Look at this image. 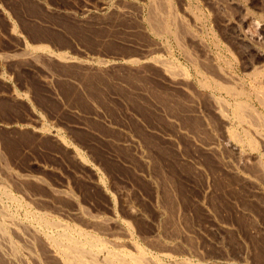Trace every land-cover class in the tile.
Returning a JSON list of instances; mask_svg holds the SVG:
<instances>
[{
  "label": "rangeland",
  "instance_id": "rangeland-1",
  "mask_svg": "<svg viewBox=\"0 0 264 264\" xmlns=\"http://www.w3.org/2000/svg\"><path fill=\"white\" fill-rule=\"evenodd\" d=\"M150 1L152 0H0V53L4 56L6 55L11 57L12 59H18L17 57L23 58V60H17L18 62L13 59L11 60V63L9 60L6 61V63L2 62L0 64V149L4 153L1 154L2 156L0 158L4 160V163L5 161L6 164L8 162L7 165H9V167L12 165V170L13 168L14 170L17 169L15 172H20L21 174L25 173L30 177L38 176V178L41 177V180L43 179L42 181L46 184V187L32 185L28 187L25 186L27 189L24 187L26 190H24L23 193L25 191L26 192L24 194L19 192L21 194H19V197L22 198L24 195V198L29 196L31 198L33 194L36 195L37 192L41 193L40 195H37L46 200L45 208L49 212L51 210L53 214L57 210L58 212L68 209L70 210L72 205L69 202H63L64 200L59 198L53 199L56 197H52L51 200V196H48L50 195L48 194L49 189H53V191L57 192L67 191L75 198L77 197L76 199L79 206L83 207L84 210L87 209L86 211L89 214L94 215L96 212H99L98 215L108 217L110 215V211L114 210L120 220L123 219L122 221L125 220L131 225L134 223V225L136 224L141 226V229L143 230L142 232L144 233H149L154 226L161 229V236L165 235V229L167 226H178L180 229L178 227L177 228L179 230L182 229V232H186L188 230L190 236H195V238H190L191 243L188 240L193 247H191L188 243V247H190L191 252L188 255L186 254V257H191L192 260H199L203 263L208 260V262L216 261L219 263L235 261L234 263L240 264L244 261L243 264H264V197H262V195H264V191H262L264 190V185H262L264 184V176L262 175L263 181L260 180L259 176H261V173L258 169V171L254 169L256 167L252 163L255 162L253 157L255 155L251 151L244 148V151L246 150V154L243 152V159L244 157H247L244 159L245 163L244 161H241L243 163H239V157L235 156L237 155L235 154V151L233 152L231 148L226 147L225 143L227 141L225 137H227L228 133L224 134V129L222 132V126L220 125L222 121L219 120L220 118L218 116L214 117L208 108L210 104H213L207 100L208 97L205 96V94L209 93L208 95H211V91L204 89L198 81L196 82V74H194L195 69L191 67L192 63L195 61L197 69L201 71L202 68L201 72L207 73L203 70H208L207 67L213 65L214 67L216 66L215 68L220 67V70L223 69L224 72H227L228 70L229 75L232 73L234 76H231L237 79L241 78L240 80L243 79L245 82L246 79L243 77L250 73V70L246 69V65L253 63L252 65L257 67L263 66L264 34L262 35L260 33L259 35L257 30L254 28H264V0H170V5L169 0H159L162 7L160 12L161 10L164 11H162L161 17L162 15H165L168 10L172 9L171 12L176 19V23H178L176 24L177 30L174 29L176 32L179 31L178 34H176V37L168 35V33L165 36L158 35L154 34V31H151V28L153 27L152 23H155L154 16L158 13L160 17V12L158 11L154 16L152 15L154 7H152L153 3L150 4ZM86 7L88 9H86ZM168 7L169 9H167ZM81 8H83L85 12L89 11L91 15L83 12L84 10H82L83 15L82 12H80ZM122 9H124V13ZM120 10H122L123 14L120 13ZM127 11L128 13H125ZM191 12L196 19L192 17ZM251 12L252 14H250ZM149 13L151 14L149 15ZM244 14H246L249 18L247 23H249L250 26L243 23L242 19L245 16ZM201 15L203 17H201ZM151 16L154 19L151 18ZM149 19H153V22L151 21L152 25H150ZM250 19L252 20L253 25L251 24ZM180 20L183 22L180 23ZM227 21L228 23L225 24ZM148 23L150 27L152 26L151 28H149ZM9 26L13 29L14 33L10 31L12 29H10ZM174 27L176 28L175 24ZM186 27L189 28L186 29ZM246 31H249V33ZM7 32H10L11 34H8ZM253 32H256L255 35L258 36L253 40L245 39L246 41L248 40L246 42L247 44L241 36H238L240 34L249 36ZM235 34H237V36ZM13 35L15 36L13 37ZM189 35H192L193 38L195 36L194 43L188 39V37H190ZM238 37H240V39ZM176 39L177 41L180 40L178 43L181 44L182 49L188 50H185V53L187 54L186 57L188 58V55L190 54L191 57H189V59L192 58L193 61H190L191 59H186L185 53L183 56L182 53L184 51L180 52L181 49L178 48L180 44L178 46L176 45L178 44ZM203 42L204 45L201 44ZM186 43L190 44L187 45ZM22 45L26 46L25 48L28 51H33V49H35L33 53L37 56L39 55L38 57L36 56L38 59L43 56L42 61L41 59H37L38 65L42 63L41 66H36V62L32 60V63L31 59L26 60L23 55L19 54V52L22 53ZM28 45L30 49H28ZM33 46L35 48H33ZM247 46H251V49ZM244 47H246V49ZM36 48H40L39 51ZM43 48L46 49L41 50ZM226 48H228V51ZM42 51L46 53H42ZM47 52L50 53L49 55L54 54V56L55 54L58 56L62 53L63 56L66 55V57L69 56L70 58H73L75 63H72V65L71 63H68L70 64L69 69L68 64L61 63V61H58L57 58L56 60L55 58L54 60L49 58V60L53 61L55 64L57 61L58 65L65 64L64 66L69 70L62 66L56 67L57 64L53 65L51 61L49 62L48 57L46 56L48 54ZM259 52L262 53V57ZM16 54L19 56L17 55L16 58L13 57L16 56ZM44 57L47 58L44 59ZM233 58H235L236 61H234ZM155 59H157V63H161L162 61L164 63L165 61L164 65L161 63L163 65L161 67L158 65L159 63L157 64L155 62L157 65L154 64ZM24 60L28 62L26 63L25 61L24 63ZM79 60L80 62L82 60L94 67L92 69L88 68L89 70L86 72L87 68L85 69V67L82 66L84 67V70H82V67L78 65L77 61ZM87 60H89L90 63ZM106 60L108 62H106ZM139 60L142 61L139 62ZM44 61H47L53 66L48 65L47 62H45L43 66ZM135 61L136 63L138 61L137 64L135 63V66L139 65V68L134 67ZM97 62H99V64ZM115 62L116 64L121 62V68H124H122L123 71L118 64L117 65L121 72L120 70H115L117 68ZM166 62L167 64L170 63L168 64L169 68L166 67ZM95 63L97 64L95 65ZM100 63H103L102 65H106V70L102 69ZM141 64L142 67H140ZM72 66L76 67V70L73 68L72 70ZM108 66H110L111 69H108ZM130 66H133L135 70H137H133L134 68ZM97 67L101 68L98 69ZM157 68H160V70ZM161 68L162 70L165 68L174 72L171 73L168 71L171 74L178 75V79L181 81L176 79L177 76H175V79L178 81H172V79H174V75H170L167 72L165 73L163 70L164 74L161 71ZM170 68L173 69L170 70ZM101 69L106 71V73L109 72L108 74H110V76L108 77V75H106ZM80 70L82 72L84 71V73L86 72L87 75L80 72ZM93 70H97L98 74L99 72L103 73L101 74L102 76L98 75ZM111 70H113L112 72L114 73L110 72ZM115 71L118 73H116L118 79L113 77L115 76ZM182 71H184V74L189 71L190 77L184 76ZM74 72H77L78 74ZM89 72L91 73V75L89 74L90 77L88 75ZM125 72L128 73V75H126ZM93 73L97 74V76ZM135 73H139V76L137 77ZM79 74H81V76ZM92 75L95 76L93 77ZM103 75H106L104 78L108 77L109 79L106 78L107 81L105 79L103 80ZM118 75H123L124 77L122 76L119 78ZM125 76H127L129 80ZM132 76L136 77V81L135 78L134 81L132 80ZM167 76L168 78H173H169L168 80ZM182 76H184L183 79L181 78ZM88 77L92 80L90 79L87 81L86 78ZM97 77H101V80L103 81L100 79L98 81ZM93 78H97V80H93ZM123 78L124 80L120 81ZM165 78L167 82L165 81ZM137 79H140V82H138ZM125 80L127 81L126 83ZM162 81L165 84H163ZM174 81L176 82L175 85H173ZM99 82H101V84H99ZM102 82H104V84H102ZM118 82H120L119 84L121 85H119ZM186 82L187 85H190L189 87L187 85L184 87V83ZM244 82L241 85H236V87H245V89L248 88L246 86H248L247 84L249 82ZM74 83H76V85H74ZM177 83L180 85L182 84L181 86L183 89H180L181 86L179 88ZM113 84H117L116 86L119 85V88ZM113 86L116 89L113 88ZM170 86L172 87V91L171 89H167L171 88ZM186 86L187 89H184ZM169 91L170 94L168 93ZM158 92L161 96L157 94ZM202 92L204 93L203 99H201L203 96V94H201ZM198 94L200 97H198ZM13 95L17 97L15 98ZM91 95L93 96L91 97ZM188 96L189 98H193V101L191 98L189 99ZM205 97L207 98L204 100ZM188 100L194 106L191 105ZM163 101H165V103ZM130 104L132 106H130ZM169 105L172 106L170 107ZM190 105L192 107H190ZM141 106L142 108H145L142 109ZM197 109L199 111H197ZM172 112H174V114ZM166 119L167 121L171 120L170 123H167ZM194 128H196V130ZM231 128L233 129L234 126L230 125L229 129ZM232 129L231 132H233ZM237 131L238 133L241 132L240 130ZM179 132L185 133L182 135V133L178 134ZM20 133L22 136H20ZM165 134H168L169 136H166ZM162 136L164 138H162ZM52 137L54 140L58 139L57 142L54 140L52 141ZM61 138L64 141V144L62 143ZM128 138L135 141V147L126 143ZM59 141H61L60 144H58ZM168 141L171 142L169 143ZM205 143H208L209 145L213 144L214 149H212V151L204 150L203 146L206 145ZM198 144L202 145L199 147ZM65 145L68 148L66 147L65 149ZM16 151H19L18 154H16ZM200 151L205 153H201ZM5 155L7 157H5ZM13 155L14 157H12ZM76 155H79L84 161H86L85 165L84 161H80L79 156L76 157ZM72 157H75V159ZM138 157H141V159ZM20 158L23 159V161ZM247 158L248 160H251H249L248 163L250 166L247 164ZM17 160L20 164H15ZM140 160H143L144 163L147 162L146 166L142 163L143 161ZM263 161L264 160H262L261 165L263 164L264 166ZM242 164L245 165L242 166ZM247 165L249 167L245 168ZM250 167L253 171H251ZM233 169L234 172L236 170L237 173H231ZM226 170H230L231 172H226ZM258 173L259 176L257 175ZM240 175L248 176L252 182H255H253L255 185L250 182V180V183L246 180H242L243 177ZM47 187L49 189H47ZM256 187H259L260 189H257ZM30 188L36 190H31ZM44 188L45 191L43 190ZM15 194L18 195V192H15ZM25 194L27 197H25ZM48 198L50 200H48ZM48 201L51 202L48 203ZM55 201H57V203ZM47 204L48 206H54L48 209ZM55 204L57 208L55 207ZM64 204L66 207H64ZM58 206L61 208L58 209ZM202 206L204 208H202ZM169 209L170 212H168ZM130 210L134 212L138 211L139 213L143 212L141 214L143 215L142 219L138 220L133 216L131 217L129 215L130 212L128 214V211ZM163 212L168 214L164 220L163 218L166 214ZM181 212H185V214L179 219L177 214L180 213L183 215ZM159 213H163L162 215H164L162 216V221L158 218ZM55 215L60 217L62 216L57 213H55ZM172 215L177 218V222L175 217ZM212 216L213 218H211ZM186 217L188 218L185 219ZM61 219H65V221L67 220L69 223H76L72 218H70V220L66 218V216H62ZM157 220L160 223L164 221L165 224L164 222L161 223L163 225L162 226L157 223ZM185 220L186 222H183ZM171 222L178 225L172 224ZM182 222L185 223V225ZM144 225L145 227H143ZM194 239L196 240L194 241ZM223 256L226 258H224L225 260L223 259ZM244 257L247 258L245 259Z\"/></svg>",
  "mask_w": 264,
  "mask_h": 264
},
{
  "label": "bare ground",
  "instance_id": "bare-ground-1",
  "mask_svg": "<svg viewBox=\"0 0 264 264\" xmlns=\"http://www.w3.org/2000/svg\"><path fill=\"white\" fill-rule=\"evenodd\" d=\"M212 1V0H211ZM215 1V0H214ZM236 1V0H235ZM117 2V1H116ZM195 2V1H194ZM209 2V1H208ZM221 2V1H220ZM122 3V2H121ZM133 3V2H132ZM153 3L152 7H154V12H153V16L155 15L156 12H160V9L162 8L161 5H160V1L159 0H152L150 1V4ZM162 3V1H161ZM170 0H169V5H170ZM228 3V2H227ZM231 3V2H230ZM235 3V2H234ZM112 5V4H111ZM116 5V4H114ZM113 5V6H114ZM119 5V4H118ZM123 5V4H122ZM121 5V6H122ZM126 5V4H125ZM124 5V6H125ZM149 5V3H148ZM160 5V7H159ZM168 5V3H167ZM185 5V4H184ZM103 6V5H102ZM105 6V5H104ZM117 6V5H116ZM136 6V5H135ZM138 6V5H137ZM203 6V5H202ZM235 6V5H234ZM263 6V5H262ZM45 7V6H44ZM112 7V6H111ZM120 7V6H119ZM134 7V6H133ZM150 7V6H149ZM174 7V6H173ZM264 7V6H263ZM148 8V7H147ZM175 8V7H174ZM195 8V7H194ZM220 8V6H219ZM86 9H88L86 7ZM103 9V7H102ZM120 9V8H119ZM118 9V10H119ZM169 9V7L167 8ZM82 10H84L83 8L80 9V12H82ZM92 10V9H91ZM110 10V9H109ZM113 10V9H112ZM116 10V9H115ZM123 10V13H124V9ZM122 10H120L122 13ZM132 10V9H131ZM135 10V9H134ZM137 10V9H136ZM138 10H139V7H138ZM172 9L168 10L167 13L165 15H162L161 17V14H162V11L160 12V17H159V14L156 13V15L158 16H154V18L151 16V18L154 19V22L155 23H152L153 19H149V23L150 25L153 24V27L151 28L149 26V23H148V26L149 28H151L152 32L154 31V34H158V35H166L168 33V35H172V36H177L176 34H178L179 31H174L177 30V25L178 23H176V19L175 17L173 16V13L171 12ZM184 10V9H183ZM187 10V9H186ZM198 10V9H196ZM232 10V9H231ZM263 10V9H262ZM49 11V10H48ZM182 11V10H181ZM190 11V10H189ZM246 11V10H244ZM50 12V11H49ZM85 12V10L83 11ZM82 12V14H83ZM116 12V11H115ZM149 12V11H148ZM147 12V14H148ZM151 12V13H152ZM164 12V11H163ZM183 12V11H182ZM181 12V13H182ZM78 13V12H77ZM85 13H89V11H86ZM92 13V12H91ZM122 13V14H123ZM125 13H128L125 12ZM149 13V15L151 14ZM192 13V12H191ZM190 13V14H191ZM199 13V12H198ZM246 13V12H245ZM248 13V11H247ZM246 13V14H247ZM47 14V13H46ZM49 14V13H48ZM81 14V15H82ZM109 14V13H108ZM246 14H244L243 16V23L248 24V20L249 18L246 16ZM252 14V12L250 13ZM80 15V14H79ZM84 15V14H83ZM89 15H91L89 13ZM88 15V16H89ZM106 15V14H105ZM121 15V14H120ZM146 15V14H145ZM175 15V13H174ZM186 15V14H185ZM192 17L194 19L195 16L193 15V13L191 14ZM203 15V14H202ZM201 15V17H203ZM107 16V15H106ZM133 16V14H132ZM165 16V17H164ZM183 16V15H181ZM187 16V15H186ZM251 16V15H250ZM90 17V16H89ZM117 17V16H116ZM119 17V16H118ZM184 17V16H183ZM242 17V16H240ZM254 17V16H253ZM47 18V17H46ZM75 18V17H74ZM120 18V17H119ZM179 18V17H178ZM226 18V17H225ZM85 19V18H84ZM82 19V20H84ZM87 19V18H86ZM110 19V18H109ZM198 19V18H197ZM254 19V18H253ZM260 19V18H259ZM258 19V20H259ZM199 20V19H198ZM197 20V21H198ZM222 20V19H221ZM251 20V19H250ZM263 20V19H261ZM80 21V20H79ZM152 21V22H151ZM184 21V19H183ZM183 21H179L180 23H182ZM225 21V20H224ZM229 21V20H228ZM225 22L226 23H228ZM148 22V21H147ZM185 22V21H184ZM189 22V21H188ZM216 22V21H215ZM152 23V24H151ZM179 23V24H180ZM223 23V22H221ZM233 23V22H232ZM141 24V23H140ZM174 24L176 26V28L174 27ZM251 24L253 25L252 23V20H251ZM10 25V24H9ZM183 25V24H181ZM179 25V26H181ZM188 25V24H186ZM220 25V24H219ZM223 25V24H222ZM251 25V26H252ZM256 25V24H255ZM261 25V24H260ZM250 26V25H249ZM262 26V25H261ZM12 27V26H11ZM183 27V26H182ZM260 27V26H259ZM10 28V26H9ZM189 28V27H186V29ZM197 28V27H196ZM251 28V27H250ZM254 28V27H252ZM262 28V27H261ZM261 28H254L255 30H257V33H260L263 35L264 34V28L261 29ZM8 29V28H7ZM12 29V28H10ZM17 30V29H16ZM146 30V29H145ZM181 30V29H179ZM184 30V29H183ZM252 30V29H251ZM12 31V33H14L13 29L10 30ZM186 31V30H185ZM190 31V30H189ZM195 31V30H194ZM226 31V30H225ZM233 31V30H232ZM241 31V30H239ZM260 31V32H259ZM201 32V31H199ZM198 32V33H199ZM235 32V31H234ZM249 33V31H246ZM252 32V31H251ZM8 33V32H7ZM240 33V32H239ZM238 33V34H239ZM256 32H253L251 35L247 36V35H238V36H241L244 40L245 39H249V40H253L254 38H257L258 35H255ZM8 34H11L10 32ZM184 34V33H183ZM193 34V33H192ZM206 34V33H204ZM243 34V33H242ZM195 35V33H194ZM237 36V34H235ZM15 35H13L14 37ZM190 37H188V39H190L191 42L194 43L195 41V36L193 38L192 35H189ZM11 37V35H10ZM186 37V38H187ZM197 37V36H196ZM260 37V36H259ZM264 37V36H263ZM16 38V37H15ZM170 38V37H169ZM174 38V37H173ZM182 38V37H181ZM185 38V40H186ZM229 38V37H228ZM240 39V37H238ZM241 38V39H242ZM261 38V37H260ZM200 39V38H199ZM238 39V40H239ZM264 39V38H263ZM14 40V38H13ZM17 40H20V39H17ZM170 40V39H169ZM174 40V39H173ZM201 40V39H200ZM208 40V39H207ZM23 41V40H22ZM165 41V40H164ZM177 41V39H176ZM180 41V40H179ZM177 41V43L179 42ZM202 41V40H201ZM212 41V40H211ZM241 41V40H239ZM243 41V40H242ZM248 41V40H247ZM245 40V43L247 42ZM16 42V41H15ZM19 42V41H18ZM184 42V41H183ZM200 42V41H199ZM198 42V43H199ZM206 42V41H205ZM20 43V42H19ZM24 43V41H23ZM154 43V42H153ZM176 43V42H175ZM212 43V42H211ZM239 43V42H238ZM244 43V41H243ZM180 43L176 44L177 46L179 45ZM187 44V43H186ZM190 44V43H188ZM187 44V45H188ZM196 44V43H195ZM204 45V42L201 43ZM201 44H198V45H201ZM247 44V43H246ZM249 44V43H248ZM25 45V44H24ZM168 45V44H167ZM192 45V44H191ZM197 45V46H198ZM242 45V44H241ZM244 45V44H243ZM251 45V44H249ZM254 45V44H253ZM257 45V43H256ZM23 46V45H22ZM35 46V45H34ZM33 46V48H35ZM151 46V45H150ZM154 46V45H153ZM162 46V45H161ZM215 46V45H213ZM225 46V45H224ZM20 47V46H19ZM26 46H23V50H22V53L19 52V54L23 55L25 58L24 59H28L31 61L33 60L34 62L37 63V55H35L34 50L33 51H28L26 48ZM29 47V45H28ZM200 47V46H199ZM202 47V46H201ZM239 47V46H238ZM247 47H250L251 49V46H247ZM32 48V47H31ZM42 48V47H40ZM40 48H36L38 51ZM155 48V47H154ZM164 48V47H163ZM179 49H181L180 52L184 51L182 54L183 56L186 54L185 53V50L188 51L187 49H182V46L181 44L178 46ZM177 48V49H178ZM189 48V47H188ZM214 48V47H213ZM233 48V47H232ZM246 49V47H244ZM254 48V46H253ZM14 49V48H13ZM30 49V47L28 48ZM46 49V48H45ZM44 48L41 49V50H45ZM156 49V48H155ZM159 49V48H158ZM203 49V48H202ZM227 51H228V48H226ZM242 49V48H241ZM249 49V50H250ZM40 50V51H41ZM149 50V49H148ZM154 50V49H153ZM164 50V49H163ZM194 50V49H193ZM222 50V49H221ZM19 51V50H17ZM50 51V50H48ZM160 51V50H159ZM246 51V50H245ZM252 51V50H250ZM144 52V51H143ZM4 53V52H3ZM12 53V52H11ZM42 53H46L44 51H42ZM48 53V52H47ZM52 53V52H51ZM145 53V52H144ZM153 53V52H152ZM185 53V54H184ZM189 53V52H188ZM201 53V52H200ZM261 55V57L264 55H262L261 52H259ZM6 54V53H5ZM50 53H48L46 56L48 57V60L49 58L52 60H57L61 61V63H75L73 58H70L69 56L66 57L62 55V53H60L59 55H62V56H54V54L52 55H49ZM65 54V53H64ZM202 54V53H201ZM231 54V53H230ZM18 54H16V56H13V55H10V56H13V57H17ZM20 55V56H21ZM43 55V54H42ZM169 55V54H167ZM198 55V54H196ZM235 55V54H234ZM258 55V53H257ZM19 56V55H18ZM37 56V57H36ZM41 56V55H40ZM45 56V55H44ZM143 56V55H142ZM170 56V55H169ZM187 54L185 55V58L190 60V61H193L192 58L189 59V57H191V55L189 54L188 55V58L186 57ZM255 56V55H254ZM259 56V57H260ZM47 57H44L47 58ZM124 57V56H123ZM122 57V58H123ZM201 57V56H200ZM234 57V56H232ZM241 57V56H240ZM18 59H14L16 62H18L17 60L19 59H22L23 58H19L17 57ZM119 58V57H118ZM130 58V57H128ZM147 58V57H146ZM11 57H8V56H4L0 53V64L3 62L6 63V61H9L10 60V63H11V60H13ZM41 61L43 59V56L40 58ZM38 59V60H40ZM77 59V58H76ZM116 59V58H115ZM197 59V58H196ZM234 61L235 58H233ZM258 59V58H257ZM24 60V63L25 61ZM36 60V61H35ZM49 60V62L51 61ZM89 60H92V59H89ZM87 60L89 63L90 61ZM135 60V59H133ZM137 60V59H136ZM154 60V59H153ZM157 59H155L154 61V64L157 63L156 61ZM160 60V59H159ZM198 60V59H197ZM217 60V59H216ZM238 60V59H237ZM243 60V59H242ZM14 61V62H15ZM21 61V60H20ZM32 61V63H33ZM57 61V63H58ZM86 61V60H85ZM128 61V60H127ZM130 61V60H129ZM142 61V60H139V62ZM144 61V59H143ZM162 61V59H161ZM253 61V60H251ZM15 62V63H16ZM22 62V61H21ZM28 61H26L27 63ZM47 62V61H44L43 62V66H44V63ZM53 65H56L55 63H53V61H51ZM55 62V61H54ZM100 62V61H99ZM99 62H97L99 64ZM102 62V61H101ZM106 62H108L106 60ZM123 62V61H122ZM132 62V60H131ZM129 62V63H131ZM147 62V61H146ZM156 62V63H155ZM168 62V61H167ZM166 62V64H167ZM189 62V61H188ZM198 62V61H197ZM239 62V61H238ZM242 62V61H241ZM41 63V62H39ZM48 63V62H47ZM60 63V62H59ZM60 63V64H61ZM78 65H80L81 67L84 66L85 69L87 68L86 72H88L89 69H92L94 66H91L90 64L86 63V62H83L81 60L77 61ZM76 63V64H77ZM95 63V65L97 64ZM110 63V62H109ZM112 63V62H111ZM121 62H119L118 65H120V68H121ZM125 63V62H124ZM135 63L136 61L134 62V67L135 68H139V65L135 66ZM138 63V61H137ZM136 63V64H137ZM143 63V62H142ZM153 63V62H152ZM159 63V64H158ZM157 64L160 65L161 67L164 65L163 61L161 63H163V65L158 62ZM192 63V62H191ZM200 63V62H199ZM213 63V62H211ZM215 63V62H214ZM31 64V63H30ZM35 64V63H34ZM102 69L106 70V65H102L103 63H100ZM108 64V63H106ZM113 64V63H112ZM116 62H115V65H117ZM145 64V63H144ZM156 64V65H157ZM165 64V65H166ZM170 64V63H168ZM166 65L167 68H169V65ZM174 64V63H173ZM176 64V63H175ZM179 64V63H178ZM177 64V65H178ZM253 64V63H252ZM251 63L246 65V69L250 70V73H248V75L244 76L243 78L246 79V81H248L249 83L247 84L248 88L245 89V87H236V85L238 84H243L242 80L240 79H237L235 77H233L234 75L231 73V75H229L228 73V70L227 72H224L223 69L220 70V67L219 68H215L213 65L207 67L208 70H203V71H206L207 73H203L201 72L202 71V68H201V71L197 69L196 67V64H195V61L192 63V68L195 69V73L196 74V82L198 81L199 84L202 85V87L204 89H208L211 91V95H208V94H205V97L204 100L207 98V100H209V102H212L213 105H209V110L211 111L210 113L216 117L218 116L220 119L221 122V126H222V132H223V129L225 130V133L224 134H227V137L226 138V147H229L231 148V150H233V152L235 151V156H238L239 158V163H243L241 161H244V159L247 157H244L243 159V152L246 154V150L244 151V148L248 149L249 151H251L255 156L254 157V160L255 162H253L252 164L256 167L254 169H256V171L259 170V172L261 173V176H259V173L257 174L259 177H260V180H262V175L264 176V166L263 164L261 165V162L262 160H264V64H262L263 66H254L252 65ZM3 65V64H2ZM10 65V64H9ZM14 65V64H13ZM42 63L40 65H38V63L36 64V66H41ZM48 65H51L48 63ZM51 65V66H53ZM65 65V64H64ZM64 65H56V67H65ZM70 64H68V67L70 69ZM114 65V64H113ZM112 65V66H113ZM117 65V68L115 69L116 71H119V67ZM132 65V64H131ZM146 65V64H145ZM152 65V64H151ZM191 65V64H189ZM198 65V64H197ZM244 65V64H243ZM4 66V65H3ZM80 66H77V67H80ZM123 66V65H122ZM125 66V65H124ZM172 66V65H171ZM203 66V65H202ZM224 66V65H223ZM232 66V65H231ZM248 66V68H247ZM1 67V66H0ZM84 67H82L81 69L84 70ZM100 67V68H101ZM109 68L108 69H111L110 66H108ZM132 68H134L133 66H130ZM129 67V68H130ZM140 67H142V64L140 65ZM145 67V66H144ZM158 67V66H157ZM244 67V66H243ZM74 69L76 70L75 68L76 67H71V69ZM89 68V69H88ZM98 69H100L99 67H97ZM95 68V69H97ZM114 68V67H113ZM123 68V67H122ZM121 68V69H122ZM128 68V69H129ZM135 68L133 70H135ZM153 68V67H152ZM156 68V67H155ZM229 68V67H228ZM65 69H68L65 67ZM68 69V70H69ZM72 69V70H73ZM101 69V70H102ZM118 69V70H117ZM124 69V68H123ZM122 69V71H123ZM131 69V68H130ZM151 69V68H150ZM154 69V68H153ZM160 70V68H157ZM173 69V68H172ZM170 68V70H172ZM177 69V68H176ZM78 70V69H77ZM102 70V71H104ZM137 70V69H136ZM135 70V71H136ZM163 70L165 71V73L167 72L168 74L170 75H174V74H171V73H174V72H171L169 71V69H165L163 68ZM162 68H161V71L163 72ZM185 70V69H184ZM243 70V69H242ZM71 71V70H70ZM79 71V70H78ZM94 71V70H93ZM100 71V70H99ZM98 71V72H99ZM113 70H111L110 72H112ZM115 71V76H113L114 78H117V75H116V72ZM129 71V70H128ZM126 71V72H128ZM134 71V72H135ZM171 73H169V72ZM80 72H82L80 70ZM86 72L84 73V71L82 72L83 74H86ZM95 73H97V70L94 71ZM106 75H108V77L110 76V74H108L109 72L106 73V71H104ZM121 72V70H120ZM125 72V73H126ZM132 72V70H131ZM129 72V73H131ZM138 72V71H137ZM142 72V70H141ZM161 72V73H162ZM178 72V71H177ZM184 71H182V74L186 77H190V74H189V71L187 73H183ZM239 72V71H238ZM248 72V71H247ZM65 73V72H64ZM67 73V72H66ZM70 73V72H68ZM74 73H77V72H74ZM93 73V74H95ZM114 73V72H112ZM144 73V72H143ZM159 73V72H158ZM164 73V72H163ZM164 73V74H165ZM176 73V72H175ZM78 74V73H77ZM76 74V75H77ZM91 75V73L89 72L88 75ZM98 74V73H97ZM97 74H95L97 76ZM103 73H100L98 75H101ZM118 74V73H117ZM120 74V73H119ZM136 74V73H135ZM134 74V75H135ZM160 74V73H159ZM163 74V75H164ZM177 74V73H176ZM68 75V74H67ZM81 76V74H79ZM78 75V76H79ZM87 75V74H86ZM85 75V76H86ZM89 75V77H90ZM94 75V76H95ZM106 75H103V80L105 79L107 81L106 78L108 77H105ZM113 75V74H111ZM126 75H128V73H126ZM130 75V74H129ZM133 75V74H132ZM137 77L139 76V73L136 74ZM169 75V76H170ZM180 75V74H179ZM83 76V75H82ZM93 76V75H92ZM91 76V77H92ZM93 76V77H94ZM102 76V75H101ZM119 76V75H118ZM123 76V75H122ZM122 76H119V78H121ZM161 76V75H160ZM175 76H177L176 79H178V75H174V79H172L173 77H169L173 80L176 81L175 79ZM184 76H182L181 78L183 79ZM192 76V75H191ZM84 77V76H83ZM82 77V78H83ZM87 77V76H86ZM88 77V78H89ZM99 77V76H98ZM97 77V78H98ZM124 77V76H123ZM127 78V76H125ZM163 77V76H162ZM185 77V78H186ZM237 77V76H236ZM86 78L87 81L90 80L91 78ZM97 78H93L97 80ZM112 78V77H111ZM113 78V80H114ZM132 80L134 81V78H135V81H136V77H133L132 76ZM158 78V77H157ZM168 76H167V79L169 80ZM180 78V77H179ZM99 79L101 80L102 78H98V81ZM109 79V78H108ZM116 79V80H117ZM129 80V78H127ZM126 79V80H127ZM145 79V78H144ZM161 79V78H160ZM164 79V78H163ZM193 79V78H192ZM81 80V79H80ZM92 80V79H91ZM101 80V81H103ZM111 80V79H110ZM120 80V79H119ZM124 80L121 79L120 81ZM125 80V83L127 82ZM140 79H137L138 82ZM180 80V79H178ZM177 80V81H178ZM105 81V83H106ZM118 81V80H117ZM165 81H166V78H165ZM174 81V84L177 82ZM181 81V80H180ZM184 81V80H183ZM245 81V82H246ZM75 82V81H73ZM81 82V81H80ZM111 82V81H110ZM124 82V81H123ZM144 82V81H143ZM163 82V81H162ZM167 82V81H166ZM244 82V83H245ZM82 83V82H81ZM116 83V82H115ZM120 82H118L119 84ZM135 83V82H134ZM157 83V82H156ZM94 84V82H93ZM99 84H101V82H99ZM97 84V85H99ZM102 84H104V82H102ZM138 84V83H137ZM163 84H165L163 82ZM178 84V83H177ZM176 84V85H177ZM74 85H76V83H74ZM79 85V84H78ZM87 85V84H86ZM108 85V84H107ZM113 85H117V84H113ZM121 85V84H119ZM118 85V86H119ZM140 85V84H139ZM159 85V84H158ZM169 85V84H167ZM182 85V84H181ZM180 84H178V87L180 88L181 86ZM185 85H187V82L184 83V87ZM192 85V84H191ZM239 85V86H240ZM246 85V84H245ZM84 86V85H83ZM106 86V85H105ZM109 86V85H108ZM116 86V87H118ZM144 86V85H143ZM172 86V85H171ZM170 86V87H171ZM188 87L190 85H187ZM187 86L186 88L184 89H187ZM111 87V86H109ZM123 87V86H122ZM174 87V86H172ZM172 87L171 88H167V89H171L172 91ZM73 88V86H72ZM113 88H115L113 86ZM119 88V87H118ZM138 88V87H137ZM194 88V87H193ZM88 89V88H87ZM95 89V88H94ZM93 89V90H94ZM116 89V88H115ZM125 89V88H123ZM175 89V88H174ZM180 89H183L182 86ZM178 89V90H180ZM84 90V89H83ZM86 90V89H85ZM90 90V89H89ZM110 90V89H109ZM162 90V89H161ZM196 90V89H195ZM203 90V89H202ZM99 91V90H98ZM122 91V90H120ZM137 91V90H135ZM158 91V90H157ZM181 91V90H180ZM184 91V90H182ZM187 91V90H185ZM115 92V91H114ZM123 92V91H122ZM179 92V91H178ZM196 92V91H195ZM198 92V91H197ZM90 93V92H89ZM128 93V92H127ZM170 94V91L168 92ZM180 93V92H179ZM9 94V93H8ZM15 94V93H14ZM130 94V93H128ZM157 94L160 95V93L158 92ZM156 94V95H157ZM175 94V93H174ZM182 94V92H181ZM187 94V93H185ZM203 94V96L201 95ZM200 95L202 96L201 99H203L204 97V93L202 92ZM17 95V94H16ZM84 95V94H83ZM98 95V94H97ZM123 95V94H122ZM126 95V94H125ZM167 95V93H166ZM184 95V94H183ZM195 95V94H194ZM193 95V96H194ZM18 96V95H17ZM16 96V97H17ZM93 95H91L92 97ZM100 96V95H99ZM119 96V95H118ZM134 96V95H133ZM161 96V95H160ZM171 96V95H170ZM169 96V97H170ZM175 96V95H174ZM182 96V95H181ZM13 97H15V95H13ZM15 97V98H16ZM20 97V96H19ZM96 97V96H95ZM114 97V96H113ZM158 97V96H157ZM163 97V96H162ZM184 97H187V96H184ZM198 97L199 94H198ZM14 98V99H15ZM103 98V97H102ZM151 98V97H150ZM176 98V96H175ZM189 98V96H188ZM191 98V97H190ZM189 98V99H190ZM160 99V97H159ZM173 99V98H172ZM193 98H191L192 100ZM13 100V99H12ZM17 100V99H16ZM15 100V101H16ZM135 100V99H134ZM161 100V99H160ZM176 100V99H175ZM186 100V99H185ZM14 101V100H13ZM20 101V100H19ZM166 101V100H165ZM165 101H163L165 103ZM179 101V100H178ZM193 101V100H192ZM203 101V100H202ZM106 102V101H105ZM129 102V101H128ZM134 102V101H133ZM136 102V101H135ZM161 102V101H160ZM162 102V103H163ZM169 102V101H168ZM189 102V100H188ZM206 102V101H205ZM88 103V102H87ZM163 103V104H164ZM176 103V102H175ZM183 103V102H182ZM186 103V102H185ZM184 103V104H185ZM190 103V102H189ZM194 103V102H193ZM196 103V102H195ZM90 104V102H89ZM92 104V103H91ZM129 104V103H128ZM167 104V103H166ZM179 104V103H178ZM191 104V103H190ZM99 105V104H98ZM177 105V104H176ZM180 105V104H179ZM183 105V104H182ZM193 105V104H191ZM190 105V107H192ZM130 106H132L130 104ZM164 106V105H163ZM170 107L172 105H169ZM178 106V105H177ZM194 106V105H193ZM138 107V106H137ZM150 107V106H149ZM166 107V106H165ZM189 107V106H188ZM201 107V106H200ZM211 107V109H210ZM88 108V107H87ZM92 108V107H91ZM142 108V106H141ZM145 108V107H143ZM142 108V109H143ZM169 108V107H168ZM179 108V107H178ZM94 109V108H93ZM96 109V108H95ZM137 109V108H136ZM152 109V108H151ZM161 109V108H160ZM185 109V107H184ZM124 110V109H123ZM147 110V109H146ZM159 110V108H158ZM166 110V109H165ZM173 110V109H172ZM176 110V109H174ZM196 110V109H195ZM100 111V110H99ZM145 111V110H144ZM191 111V110H190ZM197 111H199L197 109ZM203 111V110H201ZM147 112V111H146ZM161 112V111H160ZM171 112V111H170ZM188 112V111H187ZM195 112V111H194ZM209 112V111H208ZM174 114V112H172ZM171 113V114H172ZM197 113H200V112H197ZM166 114V112H165ZM190 114V113H189ZM203 114V113H202ZM158 115V114H157ZM161 115V114H160ZM169 115V114H168ZM167 115V116H168ZM185 115V113H184ZM198 115V114H197ZM206 115V114H205ZM99 116V115H98ZM132 116V115H131ZM163 116V115H162ZM170 116V115H169ZM178 116V115H177ZM176 116V117H177ZM153 117V116H152ZM181 117V116H180ZM208 117V115H207ZM139 118V117H138ZM166 118V117H165ZM164 118V120H165ZM169 118V117H168ZM175 118V117H174ZM197 118V117H196ZM35 119V118H34ZM93 119V118H92ZM159 119V118H158ZM179 119V118H178ZM199 119V118H198ZM207 119V118H206ZM209 119V118H208ZM217 119V118H216ZM104 120V119H102ZM177 120V119H176ZM212 120V118H211ZM38 121V120H37ZM88 121V120H87ZM167 121V119H166ZM171 121V120H170ZM170 121H167V123ZM195 121V120H194ZM215 121V120H214ZM84 122V121H83ZM107 122V121H106ZM160 122V121H159ZM163 122V121H162ZM183 122V121H182ZM185 122V120H184ZM204 122V121H203ZM210 122V120H209ZM216 122V121H215ZM172 123V122H171ZM181 123V122H180ZM205 123V122H204ZM212 123V122H211ZM4 124V123H3ZM84 124V123H83ZM192 124V123H191ZM215 124V123H214ZM113 125V124H112ZM118 125V124H117ZM205 125V124H204ZM208 125V124H207ZM219 125V123H218ZM230 125L234 126V128L232 129L233 132H231V129H229ZM106 126V125H105ZM164 126V125H163ZM172 126V125H171ZM199 126V125H198ZM168 127V126H167ZM182 127V126H181ZM186 127V126H185ZM209 127V126H208ZM220 127V126H219ZM199 128V127H198ZM197 128V129H198ZM201 128V127H200ZM216 128V127H214ZM20 129V128H18ZM85 129V128H83ZM104 129V128H103ZM196 130V128H194ZM193 129V130H194ZM203 129V128H202ZM21 130V129H20ZM199 130V129H198ZM216 130V129H215ZM217 130L219 131V129L217 128ZM237 130H240L241 132L238 133ZM9 131V130H8ZM42 131V130H41ZM49 131V130H48ZM187 131V130H186ZM46 132V131H45ZM193 132V131H192ZM191 132V133H192ZM201 132V131H199ZM198 132V133H199ZM203 132V131H202ZM15 133V132H14ZM58 133V132H57ZM182 132H179L178 134H180ZM185 133V132H183ZM182 133V135H183ZM197 133V132H196ZM33 134V132H32ZM39 134V133H38ZM44 134V133H43ZM54 134V133H53ZM220 134V132H219ZM223 134V133H222ZM4 135V134H3ZM8 135V134H7ZM13 135V134H12ZM166 135V134H165ZM168 135V134H167ZM166 135V136H167ZM176 135V134H175ZM181 135V136H182ZM196 135V134H194ZM230 137H229V136ZM15 136V135H14ZM20 136L21 133H20ZM27 136V135H26ZM25 136V137H26ZM54 136V135H53ZM169 136V135H168ZM173 136V135H172ZM186 136V135H185ZM184 136V137H185ZM201 136V135H200ZM221 136V135H220ZM3 137V136H2ZM35 137V136H34ZM55 137V136H54ZM146 137V136H145ZM223 137V136H222ZM44 138V137H43ZM58 138V137H57ZM162 138H164L162 136ZM191 138V137H190ZM206 138V137H205ZM212 138V137H211ZM9 139V138H8ZM23 139V138H22ZM167 139V137H166ZM209 139V138H208ZM14 140V139H12ZM17 140V139H16ZM53 137H52V141H53ZM58 139H55L54 141L57 142ZM62 140V138H61ZM165 140V139H164ZM169 140V138H168ZM170 140H173V139H170ZM189 140V139H188ZM201 140V139H200ZM216 140V139H215ZM3 141V140H2ZM20 141V140H19ZM30 141V140H29ZM142 141V140H141ZM145 141V140H144ZM176 141V140H175ZM180 141V140H179ZM190 141V140H189ZM202 141V140H201ZM214 141V139H213ZM7 142V140H6ZM31 142V141H30ZM160 142V141H159ZM169 142V141H168ZM171 142V141H170ZM169 142V143H170ZM194 142V141H193ZM205 142V141H204ZM218 142V141H216ZM18 143V142H17ZM61 141L58 142V144H60ZM62 143L64 144V141L62 140ZM126 143H129L128 145H131L132 147H135V141L131 138H128L127 142ZM146 143V142H145ZM175 143V142H173ZM185 143V141H184ZM213 143V142H212ZM215 143V141H214ZM27 144V143H26ZM62 144V145H63ZM119 144V143H117ZM166 144V143H165ZM206 144V145H205ZM203 145L204 147V150H208V151H212V149H214V146L213 144L212 145H209L208 143H205ZM208 144V145H207ZM218 144V143H217ZM221 144V143H220ZM5 145V144H4ZM123 145V144H122ZM126 145V144H125ZM180 145V144H179ZM193 145V144H192ZM197 145V144H196ZM199 145V144H198ZM202 145V144H201ZM199 145V147L201 146ZM215 145V144H214ZM224 145V144H223ZM8 146V145H7ZM11 146V145H10ZM14 146V145H13ZM27 146V145H26ZM31 146V145H30ZM34 146V145H33ZM151 146V145H150ZM161 146V145H160ZM1 147V146H0ZM3 147V146H2ZM17 147V146H16ZM62 147V146H61ZM66 145H65V149H66ZM181 147V146H180ZM192 147V146H191ZM225 147V146H224ZM225 147V148H226ZM4 148V147H3ZM15 148V147H13ZM18 148V147H17ZM68 148V147H67ZM176 148V147H175ZM202 148V147H201ZM223 148V147H222ZM7 149V148H6ZM64 149V150H65ZM134 149V148H132ZM131 149V150H132ZM152 149V148H151ZM196 149V148H195ZM1 150V149H0ZM12 150V149H11ZM22 150V149H21ZM126 150V149H125ZM225 150V149H224ZM2 151V150H1ZM0 151V157L2 156L1 154H4L3 151L1 152ZM26 151V150H25ZM29 151V150H28ZM41 151V150H40ZM157 151V150H156ZM217 151V150H216ZM6 152V151H5ZM14 152V150H13ZM17 152V151H16ZM19 152V151H18ZM18 152L16 154H18ZM24 152V151H22ZM78 152V151H77ZM162 152V151H161ZM167 152V151H166ZM201 152V151H200ZM203 152V151H202ZM201 152V153H202ZM224 152V151H223ZM228 152V151H227ZM230 152V151H229ZM250 152V153H251ZM15 153V152H14ZM13 153V154H14ZM205 153V152H203ZM217 153V152H216ZM232 153V152H231ZM23 154V153H22ZM76 154V153H75ZM78 154V153H77ZM139 154V153H138ZM207 154V153H206ZM211 154V152H210ZM252 154V155H253ZM12 155V154H11ZM140 155V154H139ZM225 155V154H224ZM230 155V154H229ZM4 156V155H3ZM10 156V154H9ZM22 156V155H21ZM73 156V154H72ZM79 155H76V157H78ZM141 156V155H140ZM152 156V155H151ZM213 156V155H212ZM251 156V155H250ZM5 157H7L5 155ZM14 157V155L12 156ZM19 157V156H18ZM23 157V156H22ZM145 157V156H144ZM199 157V156H198ZM227 157V156H226ZM231 157H234V156H231ZM4 158V157H2ZM17 158V157H16ZM15 158V159H16ZM75 159V157H72ZM80 161L82 160V162L84 161L82 159V157H80ZM139 158V157H138ZM169 158V157H168ZM10 159V158H9ZM19 159V158H18ZM21 159V158H20ZM73 159V160H74ZM77 159V158H76ZM141 159V157L139 158ZM178 159V158H177ZM237 159V158H236ZM237 159V160H238ZM23 161V159H21ZM20 160V161H21ZM78 160V159H77ZM76 160V161H77ZM248 160V158H247ZM246 160V161H247ZM250 160V159H249ZM249 160L247 161V164L249 163ZM252 160V161H254ZM4 160L0 158V264H239V263H234L235 261L233 262H224V260L226 259L224 256H223V262L224 263H219V262H216V261H212V262H208V260L206 262H200L199 260L195 261V260H192L191 257H186L191 251H190V247H188V243L190 241V238L194 237L195 236H190L189 233H188V230L185 232V231H181L179 230L180 228L178 226H174V227H171V226H167L166 229H165V235L164 236H161L160 234V228L159 227H155L152 228V230L149 231V233H144L142 232L143 230L141 229V226L139 225H131L129 222H126L125 220L122 221L120 220V218L118 217L117 213H115L114 210H111L110 211V215L107 217L105 216H101V215H98V213L96 212L94 215L92 214H89L86 210L83 209V207H80L78 202H77V197L75 198L74 196H72V194H70V192H67V191H53V189H49L47 187V189H49V193L50 195L48 196H51V200H52V197H56V198H53V199H61V200H64L63 202H69L71 203L72 205V208L69 210H63V211H60L58 212V210L55 212L57 213L58 215H62V216H66V218L70 219L72 218L76 223L74 222H67V220L65 221V219H61L60 216H57L55 215V213L53 214L50 210V212L45 208L46 206V200H44V198L40 197L39 195L41 193H36V195H32L31 198L30 196L27 197L26 193L25 197L27 198H24V195L22 198L19 197V192H21V194H24L23 191L26 190L28 186L32 185V186H45L46 184L40 179L37 177H30V176H27L25 173L21 174L20 172H15L16 170H13L11 169L12 165L9 167L8 162L6 164V161L5 163L3 162ZM14 161V159H13ZM75 161V160H74ZM140 161H143V160H140ZM251 161V160H250ZM10 162V161H9ZM195 162V161H194ZM227 162V161H226ZM264 162V161H263ZM16 163H19L18 160ZM78 163V162H77ZM86 161H84V165H85ZM143 164H145L146 166V163H144V161L142 162ZM165 163V162H164ZM179 163V162H178ZM236 163V162H235ZM245 163V161H244ZM11 164V163H10ZM20 164V163H19ZM80 164V163H79ZM82 164V163H81ZM199 164V163H198ZM226 164V163H225ZM87 165V164H86ZM228 165V164H227ZM226 165V166H227ZM245 165V164H242V166ZM249 165V164H248ZM246 166L245 168L249 167V166ZM144 166V167H145ZM15 167V166H14ZM84 167V166H83ZM88 167V166H87ZM86 167V168H87ZM230 167V166H229ZM235 167V166H234ZM237 167V166H236ZM239 167V166H238ZM160 168V167H159ZM199 168V167H198ZM243 168V167H242ZM241 168V169H242ZM253 168V167H252ZM171 169V168H170ZM183 169V168H182ZM195 169V168H194ZM226 169V168H225ZM236 169V168H235ZM251 169V167H250ZM258 169V170H257ZM26 170V169H24ZM32 170V169H31ZM199 170V169H198ZM211 170V169H210ZM19 171V170H18ZM196 171V170H195ZM229 171V173L231 172L230 170H226V172ZM243 171V170H242ZM248 171V170H247ZM246 171V172H247ZM251 171H253V169H251ZM198 172V171H197ZM209 172V171H208ZM234 172V169L231 173ZM236 172V170H235ZM234 172V173H235ZM255 172V171H254ZM233 173V174H234ZM237 173V172H236ZM25 174V175H24ZM137 174V173H136ZM218 174V173H217ZM232 174V176H233ZM240 174V173H239ZM200 175V174H199ZM216 175V174H215ZM237 175V174H235ZM234 175V176H235ZM242 175V174H241ZM240 175V176H241ZM250 175V174H248ZM252 175L254 176V174L252 173ZM256 175V174H255ZM141 176V175H140ZM165 176V175H164ZM239 176V177H240ZM257 176V177H258ZM200 177V176H199ZM217 177V176H216ZM243 177L242 180H246L248 183L252 182L251 179L248 177V176H241ZM256 177V176H255ZM232 178V177H231ZM252 178V176H251ZM162 179V178H161ZM169 179V178H168ZM227 179V178H226ZM256 179V178H254ZM250 180V182H249ZM264 180V179H263ZM262 180V181H263ZM94 181V180H93ZM97 181V180H96ZM100 181V180H98ZM259 181V180H257ZM78 182V181H77ZM95 182V181H94ZM158 182V181H157ZM166 182V181H165ZM232 182V181H231ZM237 182V181H236ZM254 182V181H253ZM252 182V183H253ZM96 183V182H95ZM238 183V182H237ZM242 183V182H241ZM244 183V182H243ZM255 183V182H254ZM253 183V184H254ZM261 183V182H260ZM169 184V183H168ZM219 184V183H218ZM229 184V182H228ZM232 184V183H231ZM230 185V184H229ZM236 185V184H235ZM241 185V184H240ZM243 185V184H242ZM255 185V184H254ZM257 185V184H256ZM264 185V184H262ZM261 185V186H262ZM26 186V187H25ZM159 186V185H158ZM205 186V185H204ZM233 186V185H232ZM231 186V187H232ZM246 186V185H245ZM249 186V185H248ZM252 186V185H250ZM259 186V185H257ZM26 189H25V188ZM41 187V188H42ZM46 187V186H45ZM85 187V186H84ZM226 187V186H225ZM242 187V186H241ZM36 188V187H35ZM171 188V187H170ZM174 188V187H173ZM235 188V187H234ZM257 188V187H256ZM259 188V187H258ZM257 188V189H258ZM31 189V188H30ZM28 189V190H30ZM33 189V188H32ZM31 189V190H32ZM228 189V188H227ZM250 189V188H249ZM254 189V188H253ZM260 189V188H259ZM33 190H36V189H33ZM41 190V189H40ZM38 190V191H40ZM45 191V188L43 189ZM168 190V189H167ZM262 190V189H261ZM259 190V191H261ZM166 191V190H165ZM222 191V190H221ZM252 191V190H251ZM254 191V190H253ZM264 191V190H262ZM15 192H18V195L15 194ZM33 192V191H32ZM36 192V191H35ZM47 192V190H46ZM46 192H45V195H46ZM229 192V191H228ZM20 194V195H21ZM31 194V193H30ZM39 194V195H37ZM206 194V193H205ZM249 194V192H248ZM43 195V194H42ZM93 195V194H92ZM237 195V194H236ZM253 195V194H252ZM107 196V195H106ZM260 197V196H259ZM262 197H264V195H262ZM84 198V196H83ZM141 198V197H140ZM174 198V197H173ZM206 198V197H205ZM201 199V198H200ZM255 199V198H254ZM48 200H50L48 198ZM60 200V201H61ZM172 200V199H171ZM181 200V199H180ZM257 200V199H256ZM194 201V200H193ZM201 201V200H200ZM262 201V200H261ZM51 202V201H50ZM48 201V203H50ZM57 203V201H55ZM62 202V201H61ZM168 202V200H167ZM166 202V203H167ZM219 202V201H218ZM257 202V201H256ZM53 203V201H52ZM171 203V202H170ZM214 203V202H213ZM238 203V202H237ZM259 203V202H258ZM257 203V204H258ZM60 204V203H59ZM174 204V203H173ZM198 204V203H196ZM260 204V203H259ZM69 205V204H68ZM199 205V204H198ZM48 206V204H47ZM54 205H51V206H48V209L50 207H52ZM63 206V205H62ZM70 206V205H69ZM84 206V205H83ZM168 206V205H167ZM263 206V205H262ZM55 207H56V204H55ZM64 207H66V205L64 204ZM85 207V206H84ZM172 207V206H171ZM236 207V205H235ZM244 207V206H243ZM250 207V206H249ZM252 207V206H251ZM57 208V207H56ZM55 208V210H56ZM61 208V207H60ZM59 206H58V209H60ZM108 208V207H107ZM202 208H204L202 206ZM216 208V207H215ZM239 208V207H238ZM246 208V207H245ZM260 208V207H259ZM66 209V208H65ZM95 209V208H94ZM110 209V207H109ZM128 209V208H127ZM165 209V208H164ZM168 209V208H167ZM174 209V208H173ZM172 209V210H173ZM223 209V208H222ZM258 209V208H257ZM54 210V211H55ZM100 210V209H99ZM166 210V209H165ZM177 210V208H176ZM206 210V209H205ZM101 211V210H100ZM167 211V210H166ZM178 211V210H177ZM176 211V212H177ZM130 212V214H129ZM160 212V211H158ZM170 212V209L169 211ZM188 212V211H187ZM186 212V213H187ZM228 212V211H227ZM102 213V212H101ZM143 213V212H142ZM142 213H139L138 211L137 212H134L132 210L128 211V214L132 217H134L135 219L137 218L138 220L139 219H142L143 215H141ZM165 213V212H163ZM162 213V214H163ZM175 213V212H173ZM183 213V212H181ZM204 213V212H202ZM241 213V212H240ZM103 214V213H102ZM145 214V212H144ZM162 214H158V218L160 221H162ZM166 214V213H165ZM177 214V213H176ZM175 214V215H176ZM185 214V212L182 214L178 213V218L180 219L181 216L183 217ZM189 214V212H188ZM187 214V215H188ZM210 214V213H209ZM124 215V214H123ZM168 214H166L163 218V220L165 219V217L167 216ZM170 215V214H169ZM211 215V214H210ZM236 215V214H235ZM57 216V217H56ZM125 216V215H124ZM174 216V215H172ZM170 216V217H172ZM186 216V215H185ZM191 216V215H190ZM60 217V218H59ZM175 217V216H174ZM173 217V218H174ZM129 218V217H127ZM157 218V217H156ZM172 218V219H173ZM188 217H186L185 219H187ZM213 218V216L211 217ZM146 219V218H145ZM176 219V222L178 221L177 218L175 217ZM183 219V218H182ZM222 219V218H221ZM246 219V218H245ZM71 220V219H70ZM69 220V221H70ZM130 220V219H129ZM144 220V219H143ZM150 220V219H149ZM146 221V220H145ZM166 221V220H165ZM171 221V220H170ZM175 221V220H174ZM131 222V221H130ZM154 222V221H153ZM164 222V221H163ZM161 222V223H163ZM169 222V221H168ZM180 222V221H179ZM183 222H186L183 221ZM182 222V223H183ZM192 222V221H191ZM157 223L162 225L158 220H157ZM155 223V224H157ZM172 223V222H171ZM213 223V222H211ZM165 224V222H164ZM172 224H175V223H172ZM170 224V225H172ZM185 225V223H183ZM142 225V223H141ZM175 225H178V224H175ZM258 225V224H257ZM158 226V225H157ZM163 226V225H162ZM161 226V227H162ZM165 226V225H164ZM145 227V225L143 226ZM179 229H178V228ZM185 228L187 227L184 226ZM231 227V226H230ZM248 227V226H247ZM190 228V227H189ZM209 228V227H208ZM224 228V227H222ZM149 229V228H148ZM178 229V230H177ZM188 229V228H187ZM192 229V228H191ZM214 229V228H213ZM190 230V229H189ZM210 230V229H209ZM215 230V229H214ZM227 230V229H226ZM226 230H225V233H226ZM229 231V230H228ZM146 232V231H145ZM164 232V231H163ZM230 232H231V228H230ZM251 232V231H250ZM193 233V231H192ZM195 233V232H194ZM218 233V232H217ZM164 234V233H163ZM197 234V233H196ZM230 234V233H229ZM222 235V234H221ZM227 235V234H226ZM219 237H221L220 235H218ZM199 237V236H198ZM229 239V238H228ZM189 240V241H188ZM193 240V239H191ZM196 239H194L195 241ZM223 240V239H222ZM228 241V240H227ZM226 242V241H225ZM191 243V241H190ZM189 243V245L191 246V244ZM214 243V242H213ZM199 244V243H198ZM193 245V244H192ZM196 246V245H195ZM194 246V248H195ZM237 246V245H236ZM193 247V246H191ZM196 249V248H195ZM197 250V249H196ZM201 250V249H199ZM198 250V252L200 253V251ZM194 251V250H193ZM244 252V251H243ZM193 253V252H192ZM246 253V252H245ZM187 254V255H186ZM196 254V253H195ZM206 254V253H205ZM191 255V254H190ZM198 255V253H197ZM201 255V254H200ZM196 256V255H195ZM204 256V255H203ZM207 256V255H206ZM212 256V255H211ZM210 256V257H211ZM202 257V256H201ZM209 257V258H210ZM257 257V256H256ZM204 258V257H203ZM201 258V259H203ZM212 258V257H211ZM242 258V257H240ZM245 258V257H244ZM247 258V257H246ZM245 258V259H246ZM216 259V257H215ZM219 259V257H218ZM230 259V258H229ZM234 259V258H233ZM243 259V258H242ZM212 260V259H211ZM228 260V258H227ZM226 260V261H227ZM237 260V259H236ZM249 260V259H248ZM257 260V259H256ZM220 262H222L221 260H219ZM242 261V260H241ZM244 262V261H243ZM240 263V264H243ZM249 263V261H248ZM256 264V263H255Z\"/></svg>",
  "mask_w": 264,
  "mask_h": 264
}]
</instances>
